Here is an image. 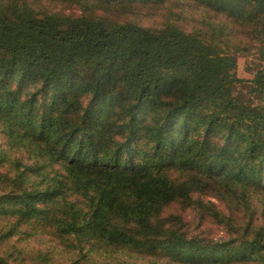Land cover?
<instances>
[{"label": "trees", "instance_id": "obj_1", "mask_svg": "<svg viewBox=\"0 0 264 264\" xmlns=\"http://www.w3.org/2000/svg\"><path fill=\"white\" fill-rule=\"evenodd\" d=\"M62 1L0 0V264H264V0Z\"/></svg>", "mask_w": 264, "mask_h": 264}, {"label": "rangeland", "instance_id": "obj_2", "mask_svg": "<svg viewBox=\"0 0 264 264\" xmlns=\"http://www.w3.org/2000/svg\"><path fill=\"white\" fill-rule=\"evenodd\" d=\"M27 5L32 6L35 12H38L41 15H52V16H77L81 14V11L74 6L69 5L68 3L62 0H27ZM168 5V4H165ZM142 8H137L132 10V13L129 14L126 19H129L130 22H135L140 25H145L146 27H154L158 24H162L164 18L171 14L174 16L176 14H180L181 11L182 16L186 19L185 22H181L183 28L187 30L188 33L197 32L196 28H199L198 21L201 22L200 12L196 11L195 8L190 7H176L173 9H159L157 11H152L146 9L144 6ZM102 15L105 14L106 17L111 19H125L119 14H112V13H105L100 12ZM99 13V14H100ZM91 15V14H88ZM202 15V14H201ZM195 20L197 21L195 23ZM248 37V36H246ZM262 46L264 47V41L262 42ZM238 61V76L240 79L244 80L245 83L238 87V92L244 97V100L249 101L251 100L254 105L264 106V97L259 96L256 97L255 95H251L250 89V82L255 80L256 76L260 72H264V56L262 55L260 49L253 50L250 53H244L240 51L235 55ZM178 206L172 208L176 210ZM223 232L220 230H214L213 237L219 239L217 237H221ZM17 240V238L15 239ZM10 245H15L12 243ZM27 247L28 249L32 250L33 248L37 249H45L46 247L50 246L49 242L45 241V238L42 240H36L31 244H22V246ZM14 264V263H12Z\"/></svg>", "mask_w": 264, "mask_h": 264}]
</instances>
